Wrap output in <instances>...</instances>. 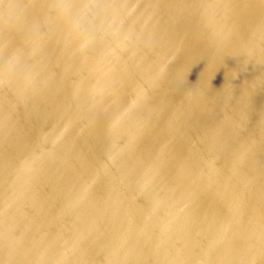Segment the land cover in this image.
Returning <instances> with one entry per match:
<instances>
[{"label": "water", "instance_id": "95a60500", "mask_svg": "<svg viewBox=\"0 0 264 264\" xmlns=\"http://www.w3.org/2000/svg\"><path fill=\"white\" fill-rule=\"evenodd\" d=\"M0 264H264V0H0Z\"/></svg>", "mask_w": 264, "mask_h": 264}]
</instances>
